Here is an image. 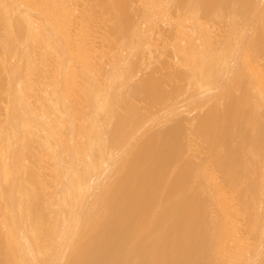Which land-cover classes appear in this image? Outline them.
Wrapping results in <instances>:
<instances>
[{
  "label": "bare ground",
  "instance_id": "6f19581e",
  "mask_svg": "<svg viewBox=\"0 0 264 264\" xmlns=\"http://www.w3.org/2000/svg\"><path fill=\"white\" fill-rule=\"evenodd\" d=\"M118 1L0 0V263L264 264V0L229 62L163 91L135 79L143 57L182 21L228 42L198 21L240 0H161L139 33Z\"/></svg>",
  "mask_w": 264,
  "mask_h": 264
},
{
  "label": "rangeland",
  "instance_id": "374dc122",
  "mask_svg": "<svg viewBox=\"0 0 264 264\" xmlns=\"http://www.w3.org/2000/svg\"><path fill=\"white\" fill-rule=\"evenodd\" d=\"M128 1L127 0H119L118 2H121L122 4L124 3V6L126 4L125 7L127 9H128L129 6H131L132 9H134L135 12L133 11V13H135L138 16V18L137 17L136 18L138 19V27L139 28H136L135 29V31L137 33L141 32V29H143L144 26H146L145 23H146L147 18H148V16L150 14L152 15V13H154V16H159L161 14L160 13V10L162 12L163 2L161 0L160 1L159 0H139V1L138 0H132L133 2L130 1V0H128ZM137 1H138L139 4L137 3ZM145 1H146V3H144ZM243 1H245V0H240V2H239L240 3V8L239 7L233 8L232 7L233 2H230L228 6L226 5L225 7H220L221 8V10H220V17L218 19H214V20L212 19L210 23L204 22V23H206V25L207 24L210 25L208 27H203L202 23H199V21H198L199 35L201 36V38H205V37L207 38V36H208L207 34H209V37H210L211 34H212V32L214 31V29H216V28L218 29V28H221L223 26V28H221V30L223 29L222 30V34L223 35L224 34H227L229 36L230 39L228 40V42L227 41L224 42V39H221L222 41H219L220 42V45H218L219 43L217 42L218 43L217 44L214 41H212L213 38L211 37V39L210 38H209V40L207 39L203 43V45H200L199 43L192 41L191 38H193V36H192V34L190 32L187 33L188 32V29L190 27V24L186 23L185 21H182L181 22L182 25H183V27L181 28V31L182 32H179V34L178 33L175 34L176 36H175L174 41H172V42L169 41L168 42V40H167L166 42L164 41V42H161V43L154 44V46H155L154 49L157 52L154 51L152 53V56H153L152 58L155 59V63L154 64L157 65L158 67H155V66L152 67L151 64L149 63L148 56H144L143 57V60L147 64V67L144 70L140 71V72L137 71L136 72V75H135V79H136V77H137V79H140V78H142V80L144 79L145 84L147 83V85H148L147 87H149V86H152L153 87V84H154L153 81H155L156 83L161 82V83H158V84L155 83L156 85L154 86L155 87L154 90L157 89V91H163L165 89L180 90V89H183V87H186L187 82H188L187 81V78H186V76H187V70L185 69V65H187V62H189V61H191V62H199L200 61V57L199 56H202V57L206 58V61L209 64L212 59H217L220 56L225 55V54H227V57L225 58V60H226L225 62H227V61L229 62L231 60V58H232L230 56H233L234 55V50L232 51V49H233L232 47L234 46L233 42L235 41L234 38L238 37L237 35L240 33L242 27L245 24V21H246V18H247V16H246L247 15V12H250L251 11V9L253 7V4L252 3L255 2V0H246L245 1L246 3L243 2ZM155 2H157V4ZM133 4H136V6H135L136 9L133 6ZM138 5H139V7L140 6L141 7L144 6L143 7V10L145 11V13L141 9V7L140 8H137ZM251 5H252V7H251ZM229 7H231V8H229ZM246 8H248V10H246ZM140 9L142 10L143 13L141 12ZM138 10L140 11V13H142V15H140V13H137ZM238 10H239V12H238ZM133 13L132 12L130 13L128 11L129 17L130 16L132 17V14ZM135 14L133 16H135ZM173 14H175V12L173 10H170V11L168 10V12H166L163 16L159 17L158 22L161 21V20H163L164 18H166L167 15L169 16V15H173ZM227 15H229V17ZM189 16H192V17L194 16V17H197V19H198L199 18V12L192 11V12L189 13ZM226 16H227V18H226ZM239 16H240V18H239ZM184 18L186 19V18H188V16H184ZM225 18L228 19V22H225V21H227ZM243 20H244V22H243ZM187 26H189V27H187ZM219 26H221V27H219ZM224 27H226L227 31H226V29ZM165 34H166L165 35V38H166V36H172V34L170 33V31H166ZM182 39H188V41L191 42V43H189V44L183 43L182 42ZM177 41L179 43H177ZM210 42H211V44H209ZM166 43H171V44H166ZM212 43H214L215 45L217 44V46L214 45L216 48L213 47ZM212 48H214V49H212ZM226 48H228V49L231 48V49L230 50H227ZM122 49H124L125 51H123ZM192 49H194V51ZM247 49L249 51V46L247 47ZM125 52H126L125 45H123L120 48V52H118V53H112L110 55L108 54L110 56V59H109L108 56H106V59L99 58V61L101 62V64H104L103 63V60H104L105 63H106V61H108L111 64H115L117 62V58H120V57H122V55H125L126 54ZM228 52H230V53H228ZM175 54H177L180 57V64L175 63V61H174V55ZM140 56H138V57H140ZM165 56H167V57H165ZM137 61L139 62V60H137ZM258 62H259V65L262 64V61H260V59L258 60ZM136 64H137V62H136ZM136 68H137V66H136ZM140 73H142V74H140ZM158 73L160 75H158ZM152 74H154V76H152ZM174 75H176V77ZM164 76H166V77H164ZM173 76H174V78H173ZM168 78H170V79H168ZM161 79H162V81H161ZM190 79L193 80V76H191ZM169 80H170V82H169ZM263 82H264V80H263ZM263 82H259V85H260V87H262L264 89V83ZM261 83H263V84L261 85ZM151 88L149 87V89L152 91L153 89H151ZM211 117L213 118L212 115H211ZM226 145L227 144H223V146H226ZM201 152H203L202 149H201L200 153ZM200 153L198 154V152H197L198 155H200ZM201 158H202V155H201ZM224 192H225V190L222 193H224ZM225 194H226L225 199L227 201L224 198H223V200H225L224 202H228L229 199L231 198V195L227 191L225 192ZM221 196L223 197V194H221ZM142 249H144V247Z\"/></svg>",
  "mask_w": 264,
  "mask_h": 264
}]
</instances>
